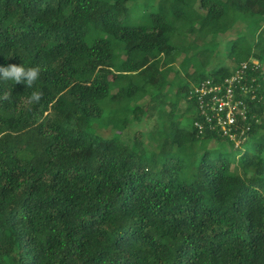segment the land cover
Returning <instances> with one entry per match:
<instances>
[{
  "label": "trees",
  "instance_id": "1",
  "mask_svg": "<svg viewBox=\"0 0 264 264\" xmlns=\"http://www.w3.org/2000/svg\"><path fill=\"white\" fill-rule=\"evenodd\" d=\"M135 2L0 0V66L41 69L33 88L0 82V97L11 94L0 99V264H264V0H200L190 20L166 8L184 0H161L149 26H129ZM180 28L239 29L231 53L240 60L208 73L202 63L172 101L148 97L189 49ZM251 61L259 68L248 72L257 86L244 142L199 135L191 87ZM34 90L44 93L39 104L29 103ZM105 102L137 123L161 120L155 148L145 155L140 137L91 133Z\"/></svg>",
  "mask_w": 264,
  "mask_h": 264
},
{
  "label": "rangeland",
  "instance_id": "2",
  "mask_svg": "<svg viewBox=\"0 0 264 264\" xmlns=\"http://www.w3.org/2000/svg\"><path fill=\"white\" fill-rule=\"evenodd\" d=\"M160 1L161 0H136L135 3H131L126 19L127 24L129 26H149L151 24V15L158 10L160 6ZM184 2L185 3L181 5L175 4L173 7L166 6V8L168 9V13H173V11H179L181 9L184 12V16L190 20L193 14L189 9L190 4L192 6V4L196 2L194 7L197 9L200 0H184ZM230 23L231 21H228V24ZM187 24L188 25L186 28L188 29L194 26L191 23ZM237 31H239V29L234 28V30L228 31L225 35L213 36L211 34L208 35L207 31H203L201 33H190L183 28L174 30L175 34L179 37H181L184 33L190 39L188 45L189 49L181 51V55L175 58V63H173L171 66L172 70H163L162 73L166 74V84L161 89V91H151L148 97H156L158 93H161L165 95L164 101L169 102L174 100L176 96L175 91L177 87L189 82L190 77H187V75L192 74L195 70L198 71L202 63H209V66L206 68L207 73L210 70H215V68H218L220 66H226L231 68L233 67V65H236L237 61L240 60V57H238V54L231 53V46L236 38L239 39L241 37L239 35L235 37ZM110 42L113 45V48L115 49V53L119 55V60L122 59L120 52L121 44L115 40H110ZM183 45L184 47H186L187 41H184ZM261 71L264 74V60L261 64ZM113 77L114 74L110 78L111 81ZM129 83L130 81L124 80L122 82V85L123 87H125ZM190 84L192 85V83ZM113 89L110 90V94L115 93V90L113 91ZM148 97L139 101L138 106H144L149 100ZM105 103L106 105L104 106V113L100 119L93 122L92 128L90 129L91 133L93 132L94 134L103 138H119L120 141L125 144H127L128 142L132 143L134 136L137 138L140 137L142 142L146 144L144 152L145 155L151 149L153 150L155 148V143L152 139V133L155 129L156 124L158 126L161 125V120H156L155 117H144L141 122L138 121L137 123L135 120H133L130 114L125 117V115L119 110V107H116L115 104L110 102ZM165 105L166 104L161 106V109L158 111L159 115L163 114V111L166 109ZM195 112V109H191L189 111V114L185 117H188L190 115L192 116L193 114H195ZM184 119L185 120H183L182 125L180 126H187L188 122H190L188 119ZM121 121H125L130 125H128L124 130H121V127H118L116 124L118 122L119 125ZM222 146L227 147L226 144ZM247 146L248 143H245L244 146L242 145L239 150L246 148ZM209 147H215V144L211 143ZM232 160L233 162H235L234 159Z\"/></svg>",
  "mask_w": 264,
  "mask_h": 264
},
{
  "label": "built area",
  "instance_id": "3",
  "mask_svg": "<svg viewBox=\"0 0 264 264\" xmlns=\"http://www.w3.org/2000/svg\"><path fill=\"white\" fill-rule=\"evenodd\" d=\"M258 68L256 61L241 63L221 81L207 77L191 87L187 98L196 104L197 119L193 127L199 135L205 131L216 132L236 147L244 142L246 133L250 131L247 99H255L257 86L248 72Z\"/></svg>",
  "mask_w": 264,
  "mask_h": 264
},
{
  "label": "clouds",
  "instance_id": "4",
  "mask_svg": "<svg viewBox=\"0 0 264 264\" xmlns=\"http://www.w3.org/2000/svg\"><path fill=\"white\" fill-rule=\"evenodd\" d=\"M41 69L39 66L25 68L22 64H9L8 66H0V82L15 81L17 85L23 84L26 88H33L39 79ZM10 93L5 92L0 99L10 101ZM44 93L40 90L32 91L29 103L39 104L43 99Z\"/></svg>",
  "mask_w": 264,
  "mask_h": 264
},
{
  "label": "crops",
  "instance_id": "5",
  "mask_svg": "<svg viewBox=\"0 0 264 264\" xmlns=\"http://www.w3.org/2000/svg\"><path fill=\"white\" fill-rule=\"evenodd\" d=\"M257 62V61H256Z\"/></svg>",
  "mask_w": 264,
  "mask_h": 264
}]
</instances>
